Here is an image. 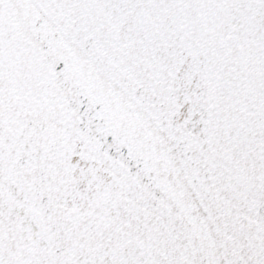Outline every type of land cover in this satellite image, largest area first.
Instances as JSON below:
<instances>
[{"label": "snow or ice", "instance_id": "1", "mask_svg": "<svg viewBox=\"0 0 264 264\" xmlns=\"http://www.w3.org/2000/svg\"><path fill=\"white\" fill-rule=\"evenodd\" d=\"M0 264H264V0H0Z\"/></svg>", "mask_w": 264, "mask_h": 264}]
</instances>
